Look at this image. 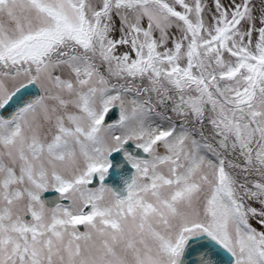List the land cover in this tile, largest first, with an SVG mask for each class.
<instances>
[{
  "label": "snow or ice",
  "instance_id": "6c2138e0",
  "mask_svg": "<svg viewBox=\"0 0 264 264\" xmlns=\"http://www.w3.org/2000/svg\"><path fill=\"white\" fill-rule=\"evenodd\" d=\"M0 264H264V0H0Z\"/></svg>",
  "mask_w": 264,
  "mask_h": 264
},
{
  "label": "water",
  "instance_id": "95a60500",
  "mask_svg": "<svg viewBox=\"0 0 264 264\" xmlns=\"http://www.w3.org/2000/svg\"><path fill=\"white\" fill-rule=\"evenodd\" d=\"M49 198H52V195L50 194Z\"/></svg>",
  "mask_w": 264,
  "mask_h": 264
},
{
  "label": "flooded vegetation",
  "instance_id": "af4514ba",
  "mask_svg": "<svg viewBox=\"0 0 264 264\" xmlns=\"http://www.w3.org/2000/svg\"><path fill=\"white\" fill-rule=\"evenodd\" d=\"M83 230V229H82Z\"/></svg>",
  "mask_w": 264,
  "mask_h": 264
}]
</instances>
